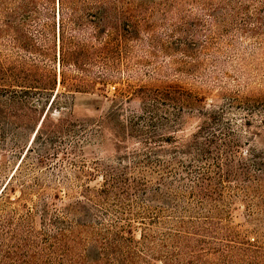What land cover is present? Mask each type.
<instances>
[{"label":"rangeland","instance_id":"1","mask_svg":"<svg viewBox=\"0 0 264 264\" xmlns=\"http://www.w3.org/2000/svg\"><path fill=\"white\" fill-rule=\"evenodd\" d=\"M142 5L148 12L150 30L137 47L133 69L139 78L130 84L174 81L187 93L190 105L181 111L184 123L175 122L173 128L160 131L180 138L174 144L160 142L163 151L152 157L166 162L177 154L182 162L170 170L145 163L146 156L137 155L145 151L141 136H128L127 150L116 151L111 128L101 132L99 125L106 117L111 116L108 125L113 127L139 112L140 101L132 97L127 84L108 85L95 93L60 88L58 103L52 106L57 90L48 103L41 92L32 94L30 101L39 118L51 107L48 124L61 119L70 123L59 128L64 133L54 136L52 145L46 147L51 138L43 128L37 134L40 124L16 126L11 119H0V214L13 211L17 219L29 218L22 206L26 202L35 212L33 222L40 227L42 201L52 194H60L59 208L80 203L91 206L83 190L86 185L100 187L103 182L102 172L94 167L96 162L104 167L127 165L130 173L146 180L148 191L129 202L112 196L111 201L90 207L93 219L103 226L141 240L142 232L162 237L176 231L181 221L210 216L221 219L237 240L264 245V180L226 182L221 200L211 205L193 199L190 180L178 178L186 172L190 159L185 154L189 149L186 142L193 141L191 133L198 129L203 113H213L214 117L206 134L233 132L246 158L247 150L264 154V0H144ZM11 6L10 0H0V43L11 37L1 30ZM8 51L0 45L1 56ZM56 66L59 70L58 62ZM170 111L179 112L171 107ZM42 156L46 162H41ZM191 161L189 173L195 179L196 171L204 170L207 164ZM161 177L167 185H162ZM57 214L76 227L77 213ZM127 223L131 226L122 232L120 226ZM48 228H52L49 223ZM136 252L135 264H152L151 255H158L146 253L142 245Z\"/></svg>","mask_w":264,"mask_h":264},{"label":"trees","instance_id":"2","mask_svg":"<svg viewBox=\"0 0 264 264\" xmlns=\"http://www.w3.org/2000/svg\"><path fill=\"white\" fill-rule=\"evenodd\" d=\"M143 1L10 0L5 29H1L11 37L7 43H0L9 50L0 55V119H11L16 126L40 124L37 134L42 128L49 133L51 139L45 146L50 147L53 137L65 131L59 128L70 122L61 119L57 124H48L51 107L39 118L30 101L32 94L41 92L46 96L44 103H48L57 90L52 106L58 103L60 88L95 93L98 88L123 83L131 89L132 97L140 101L139 112L113 127L108 125L111 116L106 117L99 125L101 132L105 127L111 128L116 151L127 150L128 136H141L145 151L137 155H145V163L167 170L181 163L177 154L166 162L152 157L163 151L160 142L174 144L180 138L160 131L173 128L175 122L184 123L186 117L181 111L184 105H190L187 93L174 81H158V85L139 83L134 87L130 84V80L139 78L133 69L138 59L137 47L143 34L150 30ZM170 107L177 109L178 114L172 113ZM202 116L198 129L191 133L193 141L186 142L189 149L185 154L190 159L187 158L186 172L178 178L190 180L193 199L215 205L222 198L224 183L264 180V154L255 155L247 150L246 158L233 132L206 134L214 117L213 113ZM191 160L207 164L204 170L196 171L195 179L189 173ZM41 162H46L44 156ZM95 164L96 171L102 172L103 182L100 187L84 188L83 196L90 207L106 203L112 196L129 202L148 191L146 180L130 173L127 165ZM161 180L162 185L168 184L164 177ZM49 198L41 204L40 227L33 222L35 212L26 202L22 206L30 213L29 218L17 219L13 211L0 214V264H135L139 245L148 254H158L151 255L152 264H264V245L237 240L221 219L207 216L181 221L176 231L165 232L162 237L142 232L141 240H136L95 221L91 208L84 203L59 208L60 194ZM57 211L77 213L76 227ZM48 223L52 228H48ZM128 226L131 224L121 225L120 230L123 232ZM53 228L56 231L50 232Z\"/></svg>","mask_w":264,"mask_h":264}]
</instances>
